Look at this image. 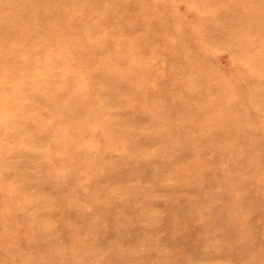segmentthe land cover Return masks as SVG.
Returning a JSON list of instances; mask_svg holds the SVG:
<instances>
[{"label": "rangeland", "instance_id": "obj_1", "mask_svg": "<svg viewBox=\"0 0 264 264\" xmlns=\"http://www.w3.org/2000/svg\"><path fill=\"white\" fill-rule=\"evenodd\" d=\"M0 264H264V0H0Z\"/></svg>", "mask_w": 264, "mask_h": 264}]
</instances>
